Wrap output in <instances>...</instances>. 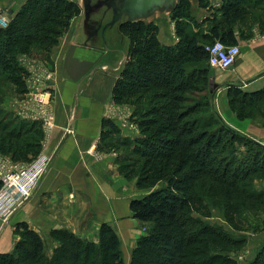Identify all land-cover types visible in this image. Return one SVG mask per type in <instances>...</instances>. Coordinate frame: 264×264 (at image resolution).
Segmentation results:
<instances>
[{"label": "trees", "instance_id": "1", "mask_svg": "<svg viewBox=\"0 0 264 264\" xmlns=\"http://www.w3.org/2000/svg\"><path fill=\"white\" fill-rule=\"evenodd\" d=\"M200 4L210 8L205 0ZM210 9L211 16L199 22L193 0H177L171 13L180 42L174 45L161 41L154 21L120 23L130 40L129 59L115 82L113 99L136 107L146 137L123 138L117 124L104 120L99 148L124 147V153H131L119 154L117 164L127 179L137 178L138 188L164 182L130 202L133 217L150 224L138 238L130 264H231L225 253L239 243L204 220L211 214L209 198H221L235 213L264 212V188L254 185L255 179L264 180V146L215 111L216 85L206 49L218 39L237 44V31L247 37L241 26H263L264 0H224ZM82 11L75 0H27L8 26H0V103L10 86L22 94L28 91L29 72L18 55L49 57ZM228 96L241 118L255 116V111L264 116V89L248 93L235 86ZM42 137L40 124L0 108L1 153L30 161L41 152ZM240 143L247 145L246 152ZM16 232L20 238L11 252L0 253V264H125L121 237L108 222L101 224L98 241L69 228L52 229V252L27 222L17 223ZM251 264H264V249Z\"/></svg>", "mask_w": 264, "mask_h": 264}, {"label": "crops", "instance_id": "2", "mask_svg": "<svg viewBox=\"0 0 264 264\" xmlns=\"http://www.w3.org/2000/svg\"><path fill=\"white\" fill-rule=\"evenodd\" d=\"M75 1L81 5L82 14L72 19L70 29L51 53L54 67L52 107L56 119L47 149L53 152L54 159L28 201L7 221L0 220V253L13 250L19 238L15 228L22 221L40 235L45 227L49 230L64 227L83 237H88L93 230L91 235L95 234V238L99 237L101 224L108 222L120 235L125 264H130L124 243L129 241L132 249L143 234L136 230L140 220L133 217L130 202L148 193L134 196V182L119 172L116 154L100 152L97 148L104 120L120 122L113 114L119 107L112 110L117 76L99 69V66L112 64L108 63L107 56L102 58L101 50L111 44L113 36L127 41L120 28L108 24V12L100 9L107 0L95 1L92 5L95 13H89L88 4L85 8L86 0ZM117 1L124 11L145 9V0ZM200 1L193 0V3L197 7L196 19L203 22L213 13L210 8L218 9L224 0H205L210 8L202 6ZM162 8L157 6L149 10V16ZM241 28L247 37L237 31L241 54L233 67L211 68L212 81L217 86L214 106L229 126L264 146V119L262 121L260 116L240 119L229 102L231 87L237 86L248 93L264 89V25L256 22L249 29ZM162 29L160 25L158 36L161 40L165 39ZM93 144L97 145L95 150H91Z\"/></svg>", "mask_w": 264, "mask_h": 264}, {"label": "rangeland", "instance_id": "3", "mask_svg": "<svg viewBox=\"0 0 264 264\" xmlns=\"http://www.w3.org/2000/svg\"><path fill=\"white\" fill-rule=\"evenodd\" d=\"M24 0H0V8L3 9L7 13V20L8 23L13 19L15 14L24 3H22ZM95 1L96 0H86L84 3L85 8L86 4H88V10L89 13H95L92 9H95ZM108 2H104L100 7L102 11L108 12V24H114L117 28H120V23L128 20H145L146 22L149 21H154L157 23L160 27L162 26V30L164 31V38L161 40L163 43L168 44V45H174L180 42V37L177 35V23L175 20H172V10L173 9H168V8H162L155 10L150 16H149V10L146 13H143V15L139 16L138 18L133 19V16L129 14V12L124 11L122 8V5L120 1L118 2L117 0H107ZM103 2V1H101ZM122 2V0H121ZM107 3V5L105 4ZM110 5H109V4ZM174 8V7H173ZM106 10V11H105ZM116 17L115 20H113V17ZM113 20V22H112ZM159 34V32H158ZM65 35V34H64ZM63 35V36H64ZM159 37V36H158ZM62 38V37H61ZM60 38V39H61ZM125 39V38H124ZM60 41V40H59ZM125 40H120L119 38L113 36L111 38V44L108 43L107 47L102 49V58H105L107 56L108 58V63H112L109 65H102L99 66V69L102 70H107L110 76H117V78L120 76V73L122 72L126 62L129 59V47H130V40L126 38ZM60 43V42H59ZM58 43V44H59ZM56 46V45H55ZM54 46V47H55ZM54 49V48H53ZM53 51V50H52ZM52 53V52H51ZM20 61H23V63L26 61H38L41 62L42 64L45 65L47 68V71H49V74L53 78L54 74V67L52 65L51 59L52 56L51 54L49 57H43V58H34L33 56L24 53L21 55H18ZM113 59V60H111ZM114 63V64H113ZM24 66V65H23ZM211 66V65H210ZM214 67V66H212ZM211 67V68H212ZM98 69V71H99ZM48 73V72H47ZM44 73V74H47ZM43 75V74H42ZM116 78V80H117ZM211 79H212V74H211ZM30 85L35 83L34 79H30L27 77L26 79V84L28 87V82ZM116 82V81H115ZM214 82V81H213ZM10 90L5 93L3 96L1 103H0V108L4 109L7 111L9 114H12V116L18 118L21 121H30V122H37L40 124V130L43 133V137L41 139V146L42 150L46 152L49 155H52V162L54 159V154L53 152H50L48 148V143L52 134V129L55 126V116H54V111H53V99H54V91L50 97H45L43 101H38L29 99L33 92L30 87H28V91L25 94H22L16 90V88L10 86ZM217 89V86L214 89ZM214 92L212 96L214 95ZM214 97V96H213ZM215 98V97H214ZM230 100V98H229ZM230 102V101H229ZM27 103V104H26ZM26 104V106H25ZM121 105L120 103H116L113 105V109L116 107L118 108V112H114L113 114L117 116V118L120 120V122L117 124L118 128L121 130V134L123 138L126 139H134L137 137H144L141 128H139V115L136 112V107L132 104H122L123 106H117ZM213 105H214V99H213ZM231 106V105H230ZM24 108V109H23ZM215 108V106H214ZM38 112L39 114H42L43 116L46 117L47 121L45 120H29V119H22V117L19 115L20 112L26 111L27 112ZM233 110V109H232ZM216 111V109H215ZM19 112V113H18ZM218 112V111H217ZM257 115L253 116H260L261 120L263 121L264 117L259 114L260 112L255 111ZM219 114V113H218ZM52 116V119H50V116ZM239 116V115H238ZM222 117V116H220ZM240 119H247V117H240ZM118 119H116L118 121ZM223 119V118H222ZM115 120V119H114ZM224 120V119H223ZM225 121V120H224ZM123 122H127L126 125L127 127L123 126ZM133 123H136L139 129L133 128ZM72 132L73 130L70 129ZM113 137H116L114 134ZM146 137V136H145ZM101 143V142H100ZM98 143V150H100L99 146L101 145ZM241 145L239 148L241 151L246 152L247 151V145L244 143H240ZM120 150H111L109 152L115 153L116 154V161H117V156L119 154H123L125 150L124 147L119 148ZM41 150V151H42ZM104 151V150H103ZM100 152H102L100 150ZM124 155H131V153L126 152ZM0 160L8 162L11 166L16 167L20 165L23 162L20 161H15L13 160L9 155L3 154L0 152ZM52 164V163H51ZM51 166V165H50ZM49 166V168H50ZM48 168V170H49ZM47 170V171H48ZM123 175V174H122ZM124 176V175H123ZM125 177V176H124ZM126 178V177H125ZM127 179V178H126ZM129 180V179H128ZM137 178H132L133 181V189H134V196H139V195H144L148 193L151 189H156L161 187L163 183L158 184L154 188H148V189H141L138 188L136 185ZM254 185L258 189L264 188V180L262 179H255ZM210 200V211L211 214L209 217H203L205 221L210 222L212 225L218 227L221 231H225L230 238L237 240L239 243V247L232 248L228 251H226V256L230 258L233 262L231 264H251L252 261H254L255 257L259 254L264 249V212L263 211H251L249 209H243L240 210L238 209L237 213H235L227 204L223 203L220 201L221 198H209ZM197 215V214H195ZM138 222V221H137ZM139 225L136 226V230L138 233H143L145 234L147 228L150 226V224H146L144 226L141 221L138 223ZM16 229V228H15ZM91 233H89L88 237H84L87 239H92L94 241H98L99 237L95 238V234H93V230H90ZM17 233V232H16ZM51 230L48 228H44V230L41 232V236L44 237L46 240V243L48 245V251L52 252V248L56 245V242L52 239L50 236ZM134 234H136L134 232ZM142 234V235H143ZM18 237L20 236L17 233ZM137 235V234H136ZM83 237V236H82ZM20 238V237H19ZM18 238V239H19ZM18 241V240H17ZM135 241V240H134ZM127 244V245H125ZM131 244L129 241H125L124 243V249H126L125 254L127 256V259H131V255L133 252V248L131 249ZM224 254V255H225Z\"/></svg>", "mask_w": 264, "mask_h": 264}, {"label": "built area", "instance_id": "4", "mask_svg": "<svg viewBox=\"0 0 264 264\" xmlns=\"http://www.w3.org/2000/svg\"><path fill=\"white\" fill-rule=\"evenodd\" d=\"M7 18V13L0 8L1 27L8 26ZM206 49L210 53L209 64L217 68H232L241 54L239 44L228 45L219 39L206 45ZM21 64L24 65L29 72V80H35V83L32 85L27 81L28 87L35 92L29 99L40 103L45 97H50L54 91L51 85L52 77L45 65L38 61L26 60L24 63L21 61ZM19 115L23 117V119H42L47 121L45 116L36 111L30 112L27 110V112H20ZM49 116L50 119H52V116ZM123 123V126L127 127V122ZM132 127L139 129L136 123H133ZM96 146L97 145L93 144L91 150H95ZM51 160L52 155L47 154L44 150L30 161L23 162L16 167L11 166L8 162L0 160V220L2 222L11 218L12 215L28 201L51 165Z\"/></svg>", "mask_w": 264, "mask_h": 264}, {"label": "water", "instance_id": "5", "mask_svg": "<svg viewBox=\"0 0 264 264\" xmlns=\"http://www.w3.org/2000/svg\"><path fill=\"white\" fill-rule=\"evenodd\" d=\"M175 1L176 0H145V3H144L145 9H143V10H128L127 12H129V14L133 16V19H135V18L143 15V13H146L148 10L154 9L157 6L168 8V9H173ZM131 2H134V0H132Z\"/></svg>", "mask_w": 264, "mask_h": 264}]
</instances>
